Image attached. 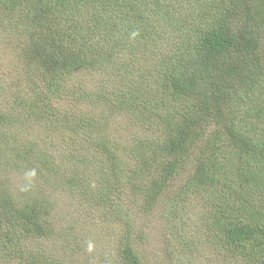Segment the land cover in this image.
<instances>
[{"label":"trees","instance_id":"1","mask_svg":"<svg viewBox=\"0 0 264 264\" xmlns=\"http://www.w3.org/2000/svg\"><path fill=\"white\" fill-rule=\"evenodd\" d=\"M0 74L17 105L0 109V133L31 119L83 154L65 153L73 166L60 181L56 155L28 147L43 186H82L93 224L131 205L137 221L167 213L163 255L174 264L202 263L209 245L219 262L264 264V0H0ZM115 115L138 132L124 146L110 136ZM195 192L203 202L189 213ZM39 196L0 192V255L70 264L67 249L81 246L44 242L58 232ZM135 223L116 264H144Z\"/></svg>","mask_w":264,"mask_h":264},{"label":"rangeland","instance_id":"2","mask_svg":"<svg viewBox=\"0 0 264 264\" xmlns=\"http://www.w3.org/2000/svg\"><path fill=\"white\" fill-rule=\"evenodd\" d=\"M4 70L11 75L10 77H18V73L12 74L7 69ZM7 78L8 75L4 77L5 81L2 83L7 85H0V109L3 111L8 109L10 111L15 110L17 106L14 102V97L10 98L14 85L11 83V78ZM94 85L95 80L91 82L89 88ZM27 97L23 94L17 97L16 101L24 104L21 105L23 109H26V103L29 104L25 99ZM90 108L92 112L97 110L94 106H90ZM111 119L110 128L112 133L110 131V136L120 139L123 146L125 140L127 141L138 135L136 128H132L130 123L122 118V115H115ZM28 147L35 149L42 147L48 153L56 155V166L63 171L60 173L58 171L57 179L60 181V177L64 171L69 170V167L73 166L66 158L65 153H72L74 158L80 159L81 161H85V159L82 156L83 154L81 155L80 152V154L77 153L78 151L74 146L68 145V142L61 141L55 144L52 135L47 134V130L44 129V125L35 124L31 119L26 122L16 123L14 126L6 127L5 137L0 133V192L5 190L12 199L18 201H21L22 198L25 199L29 195L33 198L39 195L43 196L44 201L48 203L50 215H53V222L57 225L55 231L58 232L57 237L54 235L53 238L44 239V242L52 243V246L60 247L61 240L64 241L68 238L66 243L72 245L74 241H77L81 246L79 256L76 255L77 252L73 253L75 250L73 246L67 249L68 252L73 254L69 257L68 262L70 264H78L79 260L84 257L87 258V264H102L101 259L109 261V264H116L117 260L114 258V254L123 245L124 234L128 232L125 224L129 225V223L133 222H136L134 226L138 227V231H148V233L146 231L145 233H140L138 235L139 237L136 236L139 233L138 231L136 232L134 230L131 232L132 244L135 252L139 255V259L144 264H174L163 255V246H165V235L163 234L165 229L164 224L161 222L164 221L167 213L165 215L153 213L151 216L146 217L144 221L140 219L137 221L136 217L139 214L133 210L135 208L131 205L132 209H128L125 215H120L119 217L109 216L108 222H103L106 226L103 224L101 226L100 222L93 224L96 221H92L90 217L85 215L84 206L80 201L81 199H76L79 194L77 190L82 189V186L79 185L77 190L71 189L70 191L60 187L58 183H53L51 187L43 186L33 169V161L30 158L31 155L28 153ZM24 151L25 154H22ZM99 153L97 150V159ZM70 158L72 159L71 156ZM97 162L99 163L98 160ZM90 169L87 168L85 172L83 170V174L89 176ZM84 198L86 200V197ZM189 201H183L182 206H185L190 213V211H196L198 209V204H202L203 199L199 195H196L195 192V198L193 197ZM67 231L68 237L65 235ZM62 236L66 237L60 238ZM208 247L210 249L199 254L202 262L199 264H233L229 260L228 262L227 260L225 262H219L222 251L214 248L213 245H209ZM59 253L60 250L56 252V261H58ZM86 253L92 255L93 258L86 255ZM0 256V264H18L14 258L6 261L2 255ZM61 261L64 260L61 259Z\"/></svg>","mask_w":264,"mask_h":264}]
</instances>
